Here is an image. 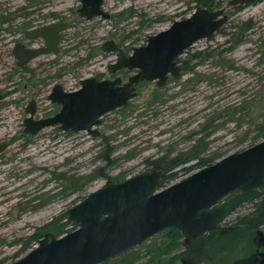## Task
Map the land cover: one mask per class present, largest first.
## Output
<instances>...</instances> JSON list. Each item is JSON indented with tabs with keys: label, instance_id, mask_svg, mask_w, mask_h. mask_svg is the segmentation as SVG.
Returning <instances> with one entry per match:
<instances>
[{
	"label": "rangeland",
	"instance_id": "1",
	"mask_svg": "<svg viewBox=\"0 0 264 264\" xmlns=\"http://www.w3.org/2000/svg\"><path fill=\"white\" fill-rule=\"evenodd\" d=\"M216 1L214 8L224 7L229 17L218 31L182 54L194 68L171 76L162 87L155 81L140 83L130 102L102 116L100 135L95 136L58 125L27 133L25 107L35 98L36 118L55 114L61 105L48 98L54 84L76 89L82 78L105 73L116 58L101 49L106 39L130 35L124 46L131 52L133 46L145 44L149 34L188 16L198 1L104 0L111 16L88 19L79 14L81 0H0V142L8 145L0 154V264L25 254L45 232L56 233L46 226L52 220L58 218L63 233L72 230L64 214L108 183L109 176L122 180L151 168L149 160L164 154L224 156L263 139L257 125L264 120V0L241 9L230 6L229 0ZM128 8L132 14L120 15ZM54 20L68 23L62 49L19 66L12 48L24 25ZM245 21L251 26L242 32L236 25ZM197 51L201 55L192 58L190 53ZM166 240L156 234L133 248L141 256L134 258L133 252L110 264L133 258L130 264H154L151 254ZM181 250L183 246L163 256ZM176 264L185 263L179 258Z\"/></svg>",
	"mask_w": 264,
	"mask_h": 264
},
{
	"label": "water",
	"instance_id": "2",
	"mask_svg": "<svg viewBox=\"0 0 264 264\" xmlns=\"http://www.w3.org/2000/svg\"><path fill=\"white\" fill-rule=\"evenodd\" d=\"M258 0H229L232 7ZM104 0H81L79 14L88 19L111 16ZM224 7L198 5L188 16L175 19L159 32L149 34L145 44L128 54L114 38L101 49L114 52L110 73L123 68L135 70L127 81L121 76L81 79V85L67 90L61 83L52 87L48 98L60 103L53 115L36 118L32 98L26 105L24 131L37 134L47 126L64 130H87L100 135L97 125L107 112L126 105L136 96L140 81L166 84L170 75L182 72L180 57L196 41L210 37L226 22ZM66 21L31 26L26 39L42 38L43 45L28 46L16 41L12 52L22 66L40 55L57 53ZM4 93L0 91V101ZM7 148L0 142V153ZM166 171L160 167L112 181L89 192L67 210L72 230L57 235L47 231L38 244L5 264H106L156 234L177 229L183 235L181 259L185 264H264V231L246 223H225L232 213L228 197L254 189L264 191V138L164 186Z\"/></svg>",
	"mask_w": 264,
	"mask_h": 264
},
{
	"label": "trees",
	"instance_id": "3",
	"mask_svg": "<svg viewBox=\"0 0 264 264\" xmlns=\"http://www.w3.org/2000/svg\"><path fill=\"white\" fill-rule=\"evenodd\" d=\"M198 1V5L207 6L209 8H214V5L217 3L216 0H196ZM197 5V6H198ZM237 9L243 8V5H239L236 7ZM132 14V9L128 8L120 12V15H123L125 13ZM31 25L29 23H26L23 28H28ZM240 28V30L245 31L248 29L249 26H251L250 21H245L243 24L236 25ZM139 30V29H138ZM136 30H133L134 32ZM240 33L242 35L243 33ZM130 35L126 34L125 36H122L121 39L118 41L120 45H125L124 43L127 41L126 37ZM129 49V47H126ZM187 51V50H186ZM191 57H199L201 55V51L192 52L190 53ZM195 66L194 64H190L189 60H184L182 67L184 70L193 69ZM258 129V136H261L264 138V120L258 123L257 125ZM110 149V148H109ZM222 157L220 153H215L211 156H201L199 153H193L190 151V153H180L175 156H169L168 154H164L161 156H158L152 160H149V164L152 165V167H160L163 168L166 173L163 177V185L166 186L181 177L190 174L191 172L206 166L208 164H211L215 162L218 158ZM194 158H197V161L191 162ZM101 172V171H100ZM103 172H101L102 174ZM106 174V173H103ZM110 181L112 182L115 180L114 177L109 176ZM77 180H75L76 182ZM228 200L232 207V213H231V219L227 221V223H246L250 224L256 228H261L264 226V191H259L257 189H254L248 193L245 194H239L235 193L228 197ZM64 217L67 218V214H64ZM58 219V218H57ZM57 219L52 220L47 228L50 230H54L56 233H63V226L58 225ZM57 234V235H60ZM162 237L166 238V241H163L160 245L157 246V251L151 254L150 251L147 250L148 253L151 254L150 261H152L154 264H176V261H178L179 258L182 256V250L176 251L173 255L169 257H164L163 254L169 253L172 250L179 249L183 246V235L181 232L177 229H171L166 232L159 233ZM36 236L39 238L38 232L36 233ZM27 245H25L26 247ZM24 247V248H25ZM135 253L134 258H137L141 256V253L139 251H135V249H132L124 254L119 255L118 257H127L128 255ZM133 258V259H134ZM132 259V260H133ZM131 260V261H132ZM131 261H127L126 264H130ZM112 262V261H111ZM106 264H110V261Z\"/></svg>",
	"mask_w": 264,
	"mask_h": 264
},
{
	"label": "flooded vegetation",
	"instance_id": "4",
	"mask_svg": "<svg viewBox=\"0 0 264 264\" xmlns=\"http://www.w3.org/2000/svg\"><path fill=\"white\" fill-rule=\"evenodd\" d=\"M239 5H237V6H235V7H238ZM54 21H63V20H54ZM53 22V21H52ZM31 27V26H30ZM29 28V27H28ZM27 29V28H26ZM25 29V30H26ZM24 30V31H25ZM24 31L23 32H21V37H19V39H17V41H19V40H24L25 42H26V44L28 45V46H40V45H43L44 44V41H43V39L42 38H33V39H26L25 38V36H24ZM63 32L64 31H62L61 32V36H60V41H59V46H60V49H59V51L62 49V45H61V43H62V39H63ZM23 34V35H22ZM117 41V40H116ZM118 42V41H117ZM118 44L120 45V43L118 42ZM120 46H122L124 49H125V51H126V53H130V51L129 50H127V48L124 46V45H120ZM58 51V52H59ZM105 52H107V51H105ZM114 53V52H113ZM14 55V54H13ZM116 55V54H115ZM15 57V56H14ZM16 58V57H15ZM36 58V57H35ZM34 58V59H35ZM33 60V59H32ZM116 60V58L114 59V60H112V61H115ZM184 60H187L186 58H183L182 57V55L180 56V57H178V62L180 63V65H181V67H182V64H183V62H184ZM112 61H110V62H112ZM16 62H17V58H16ZM109 62V63H110ZM29 63V62H28ZM108 63V64H109ZM18 64V63H17ZM25 65V64H24ZM20 66V65H19ZM23 66V65H22ZM183 67H182V72H183ZM135 72V70H130V69H128V68H123V69H121L119 72H117V73H110L109 71H108V65H107V69H106V71H105V73L104 72H99V73H97L95 76L98 78V79H102V78H116L117 76H121L122 77V79H123V82L124 81H127L128 79H129V77H130V75H132L133 73ZM181 72V73H182ZM180 73V74H181ZM179 74V75H180ZM171 76H173V75H170L169 77H168V79L171 77ZM176 76H178V75H176ZM176 76H174V77H176ZM168 79H167V81H168ZM145 81V80H144ZM144 81H140L138 84H137V88H136V91H137V94H138V85L140 84V83H142V82H144ZM156 82V81H155ZM167 83V82H166ZM156 84H157V82H156ZM164 86V85H163ZM136 94V95H137ZM134 98V97H133ZM132 98V99H133ZM131 99V100H132ZM130 100V101H131ZM129 101V102H130ZM2 142V141H1ZM8 146V145H7ZM1 154V153H0Z\"/></svg>",
	"mask_w": 264,
	"mask_h": 264
},
{
	"label": "bare ground",
	"instance_id": "5",
	"mask_svg": "<svg viewBox=\"0 0 264 264\" xmlns=\"http://www.w3.org/2000/svg\"><path fill=\"white\" fill-rule=\"evenodd\" d=\"M47 213V210H44L40 215H39V219L42 218L44 216V214Z\"/></svg>",
	"mask_w": 264,
	"mask_h": 264
}]
</instances>
